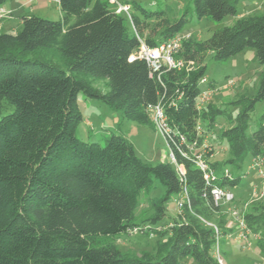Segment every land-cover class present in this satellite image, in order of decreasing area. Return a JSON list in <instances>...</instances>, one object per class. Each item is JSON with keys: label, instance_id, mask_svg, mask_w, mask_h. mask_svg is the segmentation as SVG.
<instances>
[{"label": "trees", "instance_id": "16d2710c", "mask_svg": "<svg viewBox=\"0 0 264 264\" xmlns=\"http://www.w3.org/2000/svg\"><path fill=\"white\" fill-rule=\"evenodd\" d=\"M11 1L0 0V8ZM56 1L60 21L24 16L18 33H0V264H220L213 252L231 230L213 191L237 188L242 177L228 169L240 170L247 157L264 163V114L248 133L251 112L264 102V71L254 96L230 102L241 108L235 118L210 102L199 110L197 99L205 87L214 90L216 82L201 85L210 54L220 63L254 50L264 66V15L240 17L206 40L183 41L177 58L193 62L191 71L153 72L144 60L129 62L139 38L155 48L182 34L188 9L180 12L171 0L156 10L126 0L129 19L107 0ZM242 1L192 3L199 20L221 22L239 16ZM41 50H54L62 64H49ZM90 78L108 80L109 91L94 88ZM80 93L140 125H154L150 112L160 106L175 162L144 163L122 135L111 134L105 146L78 139ZM8 107L13 112L2 116ZM220 116L234 123L221 133L230 157L211 161L208 153L204 172L199 157ZM206 173L213 175L209 181ZM155 183L166 193L148 198L153 215L147 223L167 240L155 261L126 258L117 237L141 227L136 211ZM182 198L181 211L167 223L170 200ZM242 220L264 255V201L253 202Z\"/></svg>", "mask_w": 264, "mask_h": 264}, {"label": "rangeland", "instance_id": "374dc122", "mask_svg": "<svg viewBox=\"0 0 264 264\" xmlns=\"http://www.w3.org/2000/svg\"><path fill=\"white\" fill-rule=\"evenodd\" d=\"M96 1V0H94ZM143 4L147 9L156 10L164 6L165 0H128ZM180 12L188 9L190 21L184 28L182 35L195 40L209 39L217 30L233 26L243 16H263L264 0H244L238 7L239 16L225 18L221 22L210 19L199 20L194 12L192 0L176 2ZM4 9V17L0 21V33L16 34L22 29L24 16H37L50 21H60L62 13L56 0H12ZM126 25L131 31V24L126 20ZM49 64H62L61 58L54 50H41L39 55ZM207 75L209 81L216 82L214 91L210 97V103L228 112L235 118L241 111L240 107L230 105L237 97H252L259 88L264 66H262L254 50H247L226 62H215L212 55L206 59ZM93 87L102 93L109 91L108 80L90 78ZM79 108L84 121L77 128L78 139L88 143H99L105 146L107 138L111 134L122 135L134 146L136 155L149 165L173 162L170 150L163 133L154 125H140L124 119L117 112L109 108L100 100L92 99L79 94ZM8 107L2 112V116L13 112ZM153 116V113L150 112ZM264 114V102L256 105L250 114L249 134L257 131L260 118ZM1 116V117H2ZM216 126L211 130L203 148L202 160L205 155L213 153L211 161H225L230 157L228 142L221 138L223 130L233 126V121L228 117H218ZM233 175H240V185L231 191L234 199L219 204L222 214L228 220L231 231L228 236L221 238L215 246L213 255L221 264H264V255L256 247V239L252 234L242 228L243 215L249 210L255 201H264V163L247 157L240 170L229 167ZM230 191V190H228ZM165 189L155 183L150 193H144L140 199L136 211L137 223L141 225L131 234H122L117 237L116 245L122 255L130 259H144L155 261L159 244L167 240V235L152 234L147 220L153 215V210L148 202L149 197H161L165 195ZM178 199L170 200L168 204V221L171 224L180 212L177 206ZM234 212L238 216H234ZM167 227H160L161 232ZM182 264H193L184 261Z\"/></svg>", "mask_w": 264, "mask_h": 264}, {"label": "built area", "instance_id": "2783aa9c", "mask_svg": "<svg viewBox=\"0 0 264 264\" xmlns=\"http://www.w3.org/2000/svg\"><path fill=\"white\" fill-rule=\"evenodd\" d=\"M112 9L116 14H125L129 19H131L132 16V7L131 5L125 3L126 0H107ZM156 1V0H155ZM176 2H181L182 0H174ZM4 8H0V21L4 17ZM190 37L183 36L182 34H179L175 36L173 39H170L162 44H160L158 47L151 48L145 44V42L139 38L140 47L130 56L129 62H132L134 60H144L148 63L151 70L153 72H159L163 67H166L168 69H174V70H182L186 69L188 71H191L194 68L193 62H186L183 59L177 58L183 41L189 39ZM208 80L207 78H204L201 80V85L203 87L207 86ZM214 90L210 88L203 89V91L200 93L197 99V108L201 110L204 108L210 101L211 94ZM153 113V120L155 125L160 129V131L163 133L169 132V129L167 128L166 124V118L164 116L163 109L160 106H157L152 109ZM200 130V127L198 128ZM173 162H175V159L173 156H171ZM199 166L200 168L206 172L208 167L206 163L201 160V157H199ZM259 161V160H258ZM262 162V161H259ZM179 171L182 172V168H178ZM212 173H206L205 178L207 181H209L212 178ZM214 200L216 202V205L219 206L221 202L224 201H231L234 199L233 194L231 191L228 190H221V189H215L213 191ZM184 199L182 198L178 200L177 206L182 209ZM186 200V199H185ZM181 211V210H180ZM234 216H238L237 212H234ZM213 226V225H210ZM241 226L243 229H245V225L241 223ZM218 233V230L215 226H213ZM221 264V262H219Z\"/></svg>", "mask_w": 264, "mask_h": 264}, {"label": "crops", "instance_id": "0c3cea01", "mask_svg": "<svg viewBox=\"0 0 264 264\" xmlns=\"http://www.w3.org/2000/svg\"><path fill=\"white\" fill-rule=\"evenodd\" d=\"M207 141V140H206ZM229 229H231V227H230V225H229V227H228ZM188 263H193V261L192 260H186ZM193 264H195V263H193Z\"/></svg>", "mask_w": 264, "mask_h": 264}]
</instances>
